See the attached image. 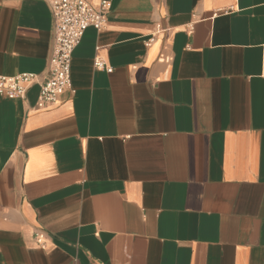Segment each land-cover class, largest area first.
<instances>
[{"label":"crops","instance_id":"obj_1","mask_svg":"<svg viewBox=\"0 0 264 264\" xmlns=\"http://www.w3.org/2000/svg\"><path fill=\"white\" fill-rule=\"evenodd\" d=\"M107 1L58 103L0 95V264H264V0ZM54 30L0 0V75Z\"/></svg>","mask_w":264,"mask_h":264},{"label":"built area","instance_id":"obj_2","mask_svg":"<svg viewBox=\"0 0 264 264\" xmlns=\"http://www.w3.org/2000/svg\"><path fill=\"white\" fill-rule=\"evenodd\" d=\"M47 1L55 18L53 52L47 73L42 78L33 72L0 75V95L10 99L25 97L28 88L38 83L39 108L58 103L65 90H71V62L74 50L90 26L98 29L105 27L110 9L107 0H101L95 6L87 0ZM153 39V36L149 38L147 44ZM94 63L98 69L112 70L100 57L95 58ZM36 236L43 242L41 234L37 232Z\"/></svg>","mask_w":264,"mask_h":264}]
</instances>
